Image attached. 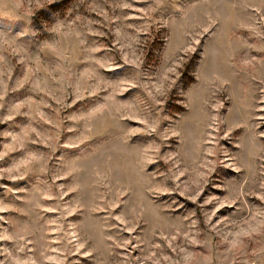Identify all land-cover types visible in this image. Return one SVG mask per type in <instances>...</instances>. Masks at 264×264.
I'll list each match as a JSON object with an SVG mask.
<instances>
[{"label":"rangeland","instance_id":"374dc122","mask_svg":"<svg viewBox=\"0 0 264 264\" xmlns=\"http://www.w3.org/2000/svg\"><path fill=\"white\" fill-rule=\"evenodd\" d=\"M0 264H264V0H0Z\"/></svg>","mask_w":264,"mask_h":264}]
</instances>
